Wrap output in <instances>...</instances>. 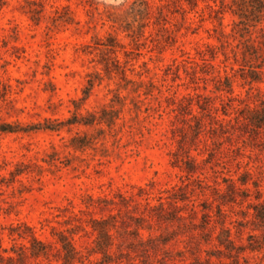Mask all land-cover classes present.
<instances>
[{"label":"rangeland","instance_id":"rangeland-1","mask_svg":"<svg viewBox=\"0 0 264 264\" xmlns=\"http://www.w3.org/2000/svg\"><path fill=\"white\" fill-rule=\"evenodd\" d=\"M2 124L12 264H264V0H0Z\"/></svg>","mask_w":264,"mask_h":264},{"label":"trees","instance_id":"trees-1","mask_svg":"<svg viewBox=\"0 0 264 264\" xmlns=\"http://www.w3.org/2000/svg\"><path fill=\"white\" fill-rule=\"evenodd\" d=\"M225 83L227 84V86H230L231 81L229 79L228 76H225ZM93 115V114H92ZM95 117V115H93ZM75 120H71L69 123H75V122H79V118L78 115L75 116ZM86 122H84L85 124H91L93 123L94 120H85ZM39 125V124H38ZM35 127V126H34ZM46 128H57L58 124L57 123H53L52 121H50L48 124H46L45 126ZM12 126H10V124H2L0 125V130L1 131H12L11 130ZM37 128V127H35ZM18 173H21L18 172ZM264 221V213L261 214L260 216ZM96 223L101 224V230L100 232L102 233V238H107L109 239L111 237V233L109 230V227L107 226V222L105 219L103 220H94ZM18 234L19 237L21 238H29L30 241V245L27 246L26 244H22V251L23 252H17V250H14L15 253H17L20 257L23 256L22 253L26 252L27 250L30 251V255L32 257H35L36 259L40 258V257H45V258H49L50 256V249H49V244L48 242L38 238L34 232H33V228L30 227L29 225L25 224V223H19L16 227L12 228V233L15 232ZM28 232L30 234H28ZM226 233H229L228 230H226ZM58 241L61 243V249H59L60 252H63V262L62 264H75L76 259H80L82 258L81 256H79V251L77 250V248L75 247L72 238H70V236H68L65 231H60L58 234ZM229 237V235H228ZM228 243H231V240L228 238ZM99 247L97 248V251L99 250L100 252L102 251L104 253L105 257L109 256V248L108 245H104L103 241L99 242ZM9 249L5 248L2 246V243L0 242V264H3L4 261L8 262V264H12L13 261L15 260V257L11 254H9ZM96 251V252H97ZM105 263H109L110 260L106 261L104 260ZM40 264V263H37ZM51 264V263H48Z\"/></svg>","mask_w":264,"mask_h":264}]
</instances>
